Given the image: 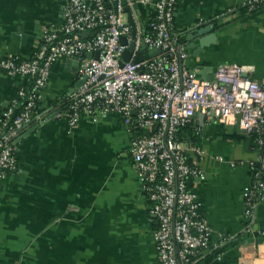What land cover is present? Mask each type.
Here are the masks:
<instances>
[{
  "label": "crops",
  "instance_id": "1",
  "mask_svg": "<svg viewBox=\"0 0 264 264\" xmlns=\"http://www.w3.org/2000/svg\"><path fill=\"white\" fill-rule=\"evenodd\" d=\"M244 2L177 0L175 31L189 49L186 64L200 77L212 79L220 64L230 63L251 65L249 75L264 81V9L246 12ZM134 13L146 30L153 8L138 3ZM62 20L59 0H0V58H31L44 32ZM208 24L216 38L203 49L193 34ZM69 59L53 65L40 99L43 118L20 130L18 170L0 179V264H156L158 221L130 148L137 130L115 112L84 114L73 127L57 116L79 87ZM24 83L0 70V111ZM182 137L202 150L191 157L205 178L193 177L190 186L212 240L225 238L198 264H264V196L250 217L244 199L261 169L260 132L198 113Z\"/></svg>",
  "mask_w": 264,
  "mask_h": 264
},
{
  "label": "built area",
  "instance_id": "2",
  "mask_svg": "<svg viewBox=\"0 0 264 264\" xmlns=\"http://www.w3.org/2000/svg\"><path fill=\"white\" fill-rule=\"evenodd\" d=\"M59 1L62 23L44 32L31 58H0V70L25 79L0 111V179L18 170L16 140L22 127L43 118L38 102L53 65L62 58L77 60L78 79L84 81L70 94L67 110L57 116L73 127L84 114L97 118L115 112L136 128L130 148L158 221L156 264H198L225 238L212 240L203 203L190 186L193 177L205 178L191 157L200 156L202 150L184 140L182 128L201 113L207 121L260 132L261 169L244 193L245 215L252 216L264 196V81L249 75L251 65L220 64L212 79L202 78L197 69L190 68L186 64L189 49L174 26L177 0ZM135 3L154 10L146 30L138 28ZM243 5L254 9L264 6V0H245ZM126 8L132 12L133 24ZM132 44L131 58L121 65L124 51ZM143 45L144 52L150 53L152 48L161 52L138 62Z\"/></svg>",
  "mask_w": 264,
  "mask_h": 264
},
{
  "label": "water",
  "instance_id": "3",
  "mask_svg": "<svg viewBox=\"0 0 264 264\" xmlns=\"http://www.w3.org/2000/svg\"><path fill=\"white\" fill-rule=\"evenodd\" d=\"M132 1H135V0H132ZM135 8L138 7V4L135 3L134 5ZM126 11L128 12V16H129V22L130 23H134L133 21V18H132V12L130 10V8H126ZM214 31V27L211 25V24H208L204 27H200V28H197L195 30V33L193 34V37L194 39L197 38V37H201L200 38V46L204 49V47L208 46L211 42H214L215 38H216V34H212V32ZM209 34V35H208ZM88 35V33H83L82 36L86 37ZM121 41L123 43H126V37L125 36H122L121 38ZM192 48L194 46H191ZM132 48H133V44L130 48H127L123 55H122V60H121V65H123L124 61H127L131 58V55H132ZM145 50V45H143L142 49L139 51L137 57H136V61H142L144 59H147L151 56H155V55H158L160 52H161V49L160 48H152L150 53L149 52H144ZM96 57H98V54L95 55ZM88 57H93V54L92 53H89L88 54ZM73 60L72 59H69V64L72 62ZM74 65L76 66V69H78V66H79V62L77 60H74ZM84 81L83 80H79V86L80 84ZM135 113V111H134Z\"/></svg>",
  "mask_w": 264,
  "mask_h": 264
},
{
  "label": "trees",
  "instance_id": "4",
  "mask_svg": "<svg viewBox=\"0 0 264 264\" xmlns=\"http://www.w3.org/2000/svg\"><path fill=\"white\" fill-rule=\"evenodd\" d=\"M243 10L244 11H248V12H258V11H262L264 9V6H259L257 8H254V9H250L247 5H243ZM38 110L41 112V106H40V101L38 102ZM187 126H185L184 128H182V130L186 129Z\"/></svg>",
  "mask_w": 264,
  "mask_h": 264
}]
</instances>
